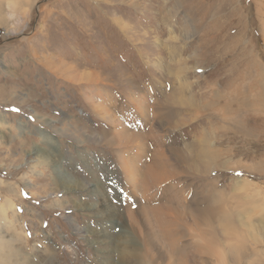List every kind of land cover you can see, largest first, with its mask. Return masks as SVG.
Returning a JSON list of instances; mask_svg holds the SVG:
<instances>
[{"label": "rangeland", "instance_id": "rangeland-1", "mask_svg": "<svg viewBox=\"0 0 264 264\" xmlns=\"http://www.w3.org/2000/svg\"><path fill=\"white\" fill-rule=\"evenodd\" d=\"M16 6L0 20V261L210 264L208 218L246 245L219 264H264V0Z\"/></svg>", "mask_w": 264, "mask_h": 264}, {"label": "bare ground", "instance_id": "bare-ground-1", "mask_svg": "<svg viewBox=\"0 0 264 264\" xmlns=\"http://www.w3.org/2000/svg\"><path fill=\"white\" fill-rule=\"evenodd\" d=\"M36 0H0V20L2 19V21H6L7 19L5 18L6 16L7 17H11L13 15V11L12 9L15 8L16 5H20L24 7H30L32 6L33 4H35ZM16 6V7H18ZM22 8V9H23ZM32 8V7H31ZM19 9V8H18ZM28 9V8H27ZM20 10V9H19ZM21 11V10H20ZM25 12V11H24ZM27 12V11H26ZM16 13V12H15ZM17 15V14H16ZM21 17V16H20ZM6 20H5V19ZM10 19V18H8ZM11 21V19H10ZM8 23V22H7ZM0 24H3V22H1ZM9 25V24H8ZM1 27V26H0ZM92 73V72H91ZM77 75V74H76ZM99 102V101H98ZM212 151L209 150V149H206L204 150L202 153H201V157L202 158H206V157H211L212 156ZM203 155V156H202ZM127 168V167H126ZM155 169L157 168V165L156 167H154ZM129 169V167H128ZM154 169V170H155ZM169 180V179H168ZM4 182L3 180L0 178V185H3ZM163 184V183H162ZM161 185V184H159ZM165 185V184H164ZM9 204L11 207H14L13 205V201H9ZM0 207H1V211L4 212L5 209L2 208V205L0 203ZM177 214V213H176ZM174 217H175V213L172 214ZM178 217V216H177ZM179 218V217H178ZM5 220V218H3V221ZM203 222V223H201ZM194 223H197V222H194ZM222 226H225V232L224 233V236L222 237H219L218 234H217V229L214 225H212L210 219L208 218H203L201 221H200V226L203 228V230L199 233H197V235H195L194 237L196 239L195 240V243L199 242V247L200 249L202 250V253L205 255V256H210L212 257L211 258V261H210V264H219V257H224L225 254L228 252L230 253L232 256H234V258L236 257H240L243 253L241 252H244L243 249L246 248V245H245V241H244V238L243 236L239 235L235 228L233 227H228L226 226V223L225 222H222L221 223ZM168 227V226H167ZM167 229V228H165ZM164 229V230H165ZM170 230V229H169ZM167 231H165L166 233ZM127 234V233H126ZM165 235V234H164ZM169 235V234H168ZM178 235V234H177ZM177 235H174V236H177ZM4 236V235H3ZM131 236V235H130ZM170 236H171V232H170ZM157 237V236H156ZM131 238V237H130ZM161 239V238H160ZM160 239L158 240L160 242ZM166 237L163 236V240H165ZM173 239V238H172ZM171 238L170 239H166V241L168 242L167 245V248L171 247L170 250H172L173 252H178L176 251L178 247H176V242L173 244V241ZM129 241V240H128ZM158 242V243H159ZM127 241H124V244L127 245ZM137 245V244H136ZM141 245V244H140ZM135 246V245H133ZM145 245H143V248H144ZM179 246V244L177 245ZM180 247V246H179ZM245 247V248H244ZM135 248V247H134ZM139 248V247H138ZM149 248V247H148ZM135 250V249H134ZM141 250V248H140ZM125 251V250H124ZM133 253V252H132ZM179 253V252H178ZM158 256V255H157ZM164 256V255H163ZM238 257V258H239ZM160 258V257H159ZM173 258V257H172ZM172 258H168V260L163 263V264H176L178 262V260H175L174 261L172 260ZM181 258V257H180ZM130 259H134L135 261H141L140 264H160V263H157L156 261L153 260V258H149L148 256H146V259L143 258V257H137V256H130ZM215 259V260H214ZM1 260V258H0ZM181 261V260H180ZM7 262V261H6ZM180 263V262H179ZM0 264H5V261H0Z\"/></svg>", "mask_w": 264, "mask_h": 264}, {"label": "snow or ice", "instance_id": "snow-or-ice-1", "mask_svg": "<svg viewBox=\"0 0 264 264\" xmlns=\"http://www.w3.org/2000/svg\"><path fill=\"white\" fill-rule=\"evenodd\" d=\"M18 111V109H16Z\"/></svg>", "mask_w": 264, "mask_h": 264}]
</instances>
